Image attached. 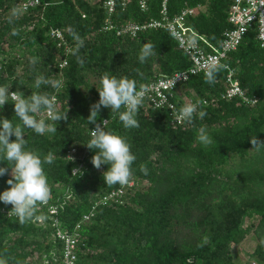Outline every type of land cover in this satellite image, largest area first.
<instances>
[{
  "label": "trees",
  "instance_id": "trees-1",
  "mask_svg": "<svg viewBox=\"0 0 264 264\" xmlns=\"http://www.w3.org/2000/svg\"><path fill=\"white\" fill-rule=\"evenodd\" d=\"M27 1L0 0V84L25 96L54 98L66 118L53 122L55 133L25 130L29 151L54 156L44 165L51 196L25 223L8 214L11 205L0 203V264H60L57 228L77 240L73 264H264V48L255 29L222 60L214 83L199 73L171 91L178 111L201 101L203 119L173 124L168 108L144 99L140 126L125 129L110 108H101L96 123L108 120L106 130L124 136L136 156L132 185L109 186L102 175L108 165L94 167V150L84 144L95 128L87 117L99 100L100 77H127L147 87L188 70L190 59L165 29L135 36L104 29L107 21L121 26L158 18L161 0H147L144 11L138 0H116L112 14L103 0H38L24 9ZM230 5V0H168L167 9L172 17L198 7L186 24L218 48L230 28ZM75 36L84 40L78 50ZM146 41L155 45L154 55L141 63L138 53ZM38 76L62 86L37 89ZM235 81L244 96L223 97ZM254 98V104L247 102ZM0 116L19 123L11 102L0 107ZM201 127L212 136L207 147L196 138ZM0 166L9 167L0 177L3 191L11 170L6 161ZM119 189L122 193L103 201ZM248 237L252 250L240 257L238 245Z\"/></svg>",
  "mask_w": 264,
  "mask_h": 264
},
{
  "label": "clouds",
  "instance_id": "clouds-1",
  "mask_svg": "<svg viewBox=\"0 0 264 264\" xmlns=\"http://www.w3.org/2000/svg\"><path fill=\"white\" fill-rule=\"evenodd\" d=\"M75 39L77 41L76 50H78L83 46L84 40L79 36H75ZM154 50V44L147 41L142 43L138 60L144 63L154 55ZM77 59L83 65V59L79 56ZM36 62V58L31 60L33 65ZM223 67L216 61H210L206 66V81L209 84L214 83L217 73ZM34 83L37 89L42 84H50L58 90L62 86L61 81H52L43 76H38ZM96 87L99 100L91 104L90 114L87 117L88 125L90 122L95 123V128L91 129L90 138L84 144L90 150H94L91 159L94 167L99 169L102 165H108L102 173L104 184L126 185L130 180L132 165L136 160L131 145L118 132L106 130L108 120H101L99 123L96 121L102 107L110 108L111 113L117 116L125 129L138 128L140 125L137 114L149 89L144 85L138 86L133 79L108 73L100 77ZM9 89L10 86L0 84V107L11 102L19 123L0 116V161H6L11 170V176L6 181L9 187L0 191V203L11 205L10 211L18 217L20 223H25L34 216L39 204L46 203L50 199V187L44 165H50L54 161L51 153L41 157L27 149L28 141L25 138V130L32 129L38 135L55 133L57 126L53 122L65 119L66 115L65 112L58 111L54 98L46 94L25 96ZM200 105L199 100L183 104L179 110L180 117L189 122L195 118L203 119L207 112ZM41 112L46 113V118H40ZM196 138L204 147L213 142L211 134L204 127L198 130ZM141 171L147 174V167L142 166ZM8 172L9 167L0 166V177Z\"/></svg>",
  "mask_w": 264,
  "mask_h": 264
},
{
  "label": "built area",
  "instance_id": "built-area-1",
  "mask_svg": "<svg viewBox=\"0 0 264 264\" xmlns=\"http://www.w3.org/2000/svg\"><path fill=\"white\" fill-rule=\"evenodd\" d=\"M120 1L123 4L126 0ZM167 3L168 0H161L158 18L150 19L143 24L128 22L121 26L113 25V23L107 21L104 29H115L117 35L129 36H135L137 32L146 29H165L177 41L178 47L188 55L191 62L188 70L177 71L170 76L160 78L156 82L149 84L147 86L149 91L145 96V99H148L154 107L168 108L171 111L172 123L179 125L184 120L180 117L179 111L171 100V91L179 83L187 81L191 75L205 74L206 66L210 61H216L221 64L227 54L237 47L250 28L255 29L257 40L261 48H264V0H230L231 5L228 12L230 28L223 32L221 45L218 48L212 46L203 35L196 33L186 24L187 17L195 15L198 7L187 6L177 15L170 17L168 15ZM37 4L38 0H28L23 4V8L26 9L29 6ZM116 4V0H103V6L109 14L114 12ZM138 4L139 8L144 11L147 7V0H138ZM55 36L60 37V33L57 32ZM236 95L244 96L237 81L230 83V87L223 94V97L231 98ZM247 102L254 104L256 99L247 100ZM127 185L131 186L132 182L127 183ZM120 193H122V189L111 192L103 201L106 202L109 199H113ZM54 211L55 208L51 210V212ZM7 212L8 214H13L10 210ZM55 234L63 241L61 250L62 261L60 264H73L77 256L76 238L58 228ZM252 264L255 263L252 262Z\"/></svg>",
  "mask_w": 264,
  "mask_h": 264
},
{
  "label": "rangeland",
  "instance_id": "rangeland-1",
  "mask_svg": "<svg viewBox=\"0 0 264 264\" xmlns=\"http://www.w3.org/2000/svg\"><path fill=\"white\" fill-rule=\"evenodd\" d=\"M253 244L254 242L252 241V239L248 237L247 239L244 240V242L238 245L237 252L240 254V257L241 255H243L245 251L250 252L252 250Z\"/></svg>",
  "mask_w": 264,
  "mask_h": 264
}]
</instances>
